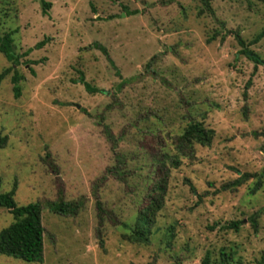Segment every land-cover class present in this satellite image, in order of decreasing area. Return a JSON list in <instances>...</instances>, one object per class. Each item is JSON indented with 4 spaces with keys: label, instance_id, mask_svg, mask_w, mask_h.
Instances as JSON below:
<instances>
[{
    "label": "rangeland",
    "instance_id": "1",
    "mask_svg": "<svg viewBox=\"0 0 264 264\" xmlns=\"http://www.w3.org/2000/svg\"><path fill=\"white\" fill-rule=\"evenodd\" d=\"M45 1L47 15L38 0H0V35L15 32L19 55L31 50L14 68L25 77L21 97L13 72L0 83V192L18 207L42 205L43 261L31 264H202L208 252L213 264L221 252L264 264V65L241 55L235 37L249 44L264 29V0H212L213 14L201 16V0ZM250 49L264 61V38ZM11 66L0 53V74ZM80 73L99 92L88 93ZM194 121L214 132L210 146L168 165L151 241L127 242L123 223L149 202L151 158ZM105 128L126 179L100 181L116 165ZM59 198L80 200L78 214L52 213ZM13 221L0 207V232ZM234 221L238 231L225 228ZM0 264L29 263L0 255Z\"/></svg>",
    "mask_w": 264,
    "mask_h": 264
},
{
    "label": "trees",
    "instance_id": "2",
    "mask_svg": "<svg viewBox=\"0 0 264 264\" xmlns=\"http://www.w3.org/2000/svg\"><path fill=\"white\" fill-rule=\"evenodd\" d=\"M40 1L43 15H47L49 10L52 8L51 2H46L45 0ZM212 0H201L202 10L199 11V15H204V13L213 14L211 7ZM125 13L128 16H134L139 14L138 10L129 11L125 8ZM14 34L15 32L5 33L0 35V53L6 58V60L12 65L9 69L3 71L0 74V83L5 79L11 72L13 75L11 77V82L13 84V93L16 99L21 97L22 87L21 83L25 80V77L14 71L15 67L21 65L22 57H27L31 50L19 55L15 50L14 45ZM236 39L241 47L240 54L247 57L256 66L264 65V61L260 58L258 54L250 49L252 45L259 43L264 38V29L256 35V37L247 44L240 36L236 34ZM215 36H211L210 40H213ZM47 41V40H46ZM46 41L40 42L36 45V50H40L46 45ZM95 48L102 50L106 54V50L99 45H95ZM107 55V54H106ZM108 57V55H107ZM111 64L113 62L108 57ZM88 93L99 92L96 88H93L88 82L85 81V77L80 73L78 80ZM105 133L109 141L113 145V151L115 153L116 165L112 168H108L105 171V176L101 180L105 181L108 177H114L117 179H126L130 176V171L127 170L126 158L117 152L118 141L112 135V133L105 128ZM214 132L212 130H207L200 122L189 123L183 132L177 136L175 143L173 144L172 151H165L159 157L151 158V176H149L150 186L147 194V199L149 202L141 208L138 212L137 218L133 225L123 223L122 228L125 232L121 235L124 240L130 242L131 244H149L151 237L155 233V226L157 223V216L159 212L163 209L165 196L168 188V181L170 177L171 168L177 169L181 164V159L187 158L191 159L195 156V146H210L213 140ZM7 142L6 137H2L0 133V149L4 148ZM248 174L244 177H240L230 186L232 188H237L248 181ZM261 182L256 183L252 190V193H256L260 187ZM83 203L77 202H65L62 198L55 202H50L48 204L49 209L52 213L62 216L71 217L76 216ZM0 207L9 211L13 216L14 221L7 228L0 232V255L12 257L23 261L25 263H41L43 261L44 255V233L45 229L42 225L41 215H42V205L29 204L24 207H18L14 201V193H1L0 192ZM98 218L101 223L105 219V210L100 202L97 203ZM107 214V213H106ZM253 227L257 229L256 222L254 219L251 220ZM242 225L240 221H234L229 224L228 229H233L238 231ZM173 234V228H169L167 237L171 238ZM166 239V238H165ZM234 253H220L218 264H233L234 263ZM202 264H213V257L210 252L206 253Z\"/></svg>",
    "mask_w": 264,
    "mask_h": 264
}]
</instances>
